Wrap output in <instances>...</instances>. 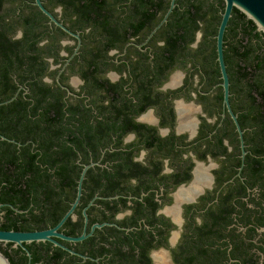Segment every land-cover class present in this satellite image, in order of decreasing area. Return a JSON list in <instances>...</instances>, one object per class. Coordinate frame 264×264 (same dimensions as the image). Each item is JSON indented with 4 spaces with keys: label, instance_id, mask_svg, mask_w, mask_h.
Wrapping results in <instances>:
<instances>
[{
    "label": "flooded vegetation",
    "instance_id": "1",
    "mask_svg": "<svg viewBox=\"0 0 264 264\" xmlns=\"http://www.w3.org/2000/svg\"><path fill=\"white\" fill-rule=\"evenodd\" d=\"M40 1L80 44L34 0H3L14 39L22 25L64 33L56 53H42L38 79L60 114L33 107L35 77L21 82L11 71L16 88L0 93V106L16 99L35 111H4L0 229H51L76 202L56 232L82 238L0 242L3 256L10 264H264V66L256 58L264 34L253 30L251 62L224 32L225 101L217 30L199 20L180 35L187 4L174 0L163 20L171 0H98L86 23L67 0ZM41 37L37 46L49 43Z\"/></svg>",
    "mask_w": 264,
    "mask_h": 264
},
{
    "label": "trees",
    "instance_id": "2",
    "mask_svg": "<svg viewBox=\"0 0 264 264\" xmlns=\"http://www.w3.org/2000/svg\"><path fill=\"white\" fill-rule=\"evenodd\" d=\"M113 1L120 2V0ZM149 1L153 2L154 0ZM2 2L3 0H0V9L2 7ZM101 2H105V0H101ZM177 2L184 3L185 5L187 4V10L183 13V16L179 21L180 35L184 36L187 33V36H191L193 32H187L189 30L188 27H192L193 29L198 28L199 20L207 23V32L211 34H214L216 32L217 26L220 22V12L224 8L223 0H177ZM65 3H68V5L74 9V12H77L78 17L83 19L86 23L89 22H87L85 19L92 21L94 20L92 13H96V8L100 4L98 0H67ZM8 13L9 11H5L4 16L8 15ZM89 13L91 14L89 15ZM208 13L210 14V17L206 18L205 14ZM32 14L34 15V13ZM4 16L0 15V93H3L5 94V97H8L10 93H12L16 88V85L10 86L9 83V74L11 71L17 72V78L21 82L31 76L35 77L36 81L33 80L30 83L31 90L34 93L36 99L35 106L33 107L37 108L40 104H43V106H41L42 111L40 112V115H49L50 111H54V114H60V102L58 103L57 98L52 101H45L49 88L46 84L40 83L38 79L39 77H41V75H43L46 66L43 61L44 59H42V53L48 56L52 54L51 52L57 51L58 38L64 32L60 28H54L59 31V33L56 35V33H53L54 31H52V33H49L47 31L48 28L39 27L36 26V24H34L33 26L22 25V37L14 39L12 37V33L15 30L16 25L12 21H6V18H4ZM31 19H34L33 16L31 17ZM36 19L38 20L39 18ZM102 26H104L103 23ZM80 27L85 28V26L83 27V25H81ZM91 28L95 29V27L93 26H91ZM102 29H106L105 26L102 27ZM254 29H256L255 24L251 20H249L241 11L234 8L232 11V16L228 21V27L226 28L225 34L226 36L237 37L231 40V42L235 43L232 49H234V51L237 52L240 56L243 55L246 59L248 57L251 62H253L254 59L252 58L254 49L250 46L251 38L258 35V32L255 34L253 33ZM50 30L52 29L50 28ZM91 33H93V31H91ZM43 35H48L50 40L49 43L43 46H37L36 43L38 41V36L39 38H42L41 36ZM237 42L241 44L240 47L236 44ZM101 45H103V49H106L109 43L105 42ZM83 49L91 51L93 50V47L87 46V48ZM241 49H243V51L239 52L241 51ZM263 52L264 48H262L259 54L256 55V58L261 60V67L264 66ZM89 64H92V60H90ZM244 67H246V65ZM16 106H21L18 110L20 116L26 117L29 113L35 114V111L24 110L23 102L16 99L13 102L7 104V106H0V133L7 134L6 129L7 125L9 124V121L7 119L8 117L6 116L4 111H8L10 114L11 111L6 108ZM25 120L28 125H32L30 123H33L37 131H39L40 129H45L40 128V126L38 125V123H40L39 121L32 122L29 118H25ZM42 121H45V119H42Z\"/></svg>",
    "mask_w": 264,
    "mask_h": 264
},
{
    "label": "water",
    "instance_id": "3",
    "mask_svg": "<svg viewBox=\"0 0 264 264\" xmlns=\"http://www.w3.org/2000/svg\"><path fill=\"white\" fill-rule=\"evenodd\" d=\"M223 2H224V8L221 11V19L216 33V51H217V60L221 71L222 86L224 89V99L226 101L228 96V75L223 59V36L229 18L231 17L232 10L236 8L239 11H241L249 20H251L255 24L257 31L264 34V0H223ZM34 3L39 7L42 13H44L49 18L50 21H53L62 30L79 39V35L77 33H73L64 24L56 20L54 15L42 5L40 0H34ZM173 6H174V0H171L170 7L166 12V15L163 20L166 19V16L171 11ZM79 44H80V39L78 45ZM0 138L5 139V137L1 134H0ZM78 186L80 187V183ZM75 204L76 202L72 205V207L68 210V212L60 219V221L56 224V226L51 229H46L41 231H14V230L0 229V242H4V243L11 242L13 243L14 246L17 245L23 246V243H29L31 241L49 240L52 241L54 244L59 245V243L56 242L54 239H52L51 236H58L72 241H77L81 239L82 236L71 237L56 232V229L65 221L67 216L71 213ZM0 264H10L9 261L6 259V257L3 256L1 252H0Z\"/></svg>",
    "mask_w": 264,
    "mask_h": 264
}]
</instances>
